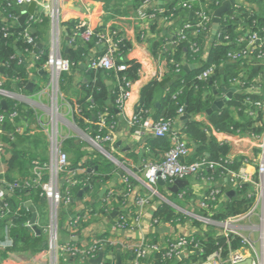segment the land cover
<instances>
[{
    "label": "crops",
    "instance_id": "crops-1",
    "mask_svg": "<svg viewBox=\"0 0 264 264\" xmlns=\"http://www.w3.org/2000/svg\"><path fill=\"white\" fill-rule=\"evenodd\" d=\"M145 1H147V6L144 10L147 16L141 18L139 10ZM223 1L236 3L237 0H219L216 3L221 5ZM31 3L35 4L34 15L27 12ZM105 4L101 0H33L21 5L23 10L16 20L18 22L25 13L29 14L28 17L30 16L25 21L39 14H44L45 17L50 18L49 30L44 34L46 39L38 42L43 45L42 48L37 46L39 49H44V47L50 49L51 47L54 10V12L59 13L60 21L61 19L65 21L69 19L87 20L94 30L102 27V32H106L110 28L116 29L131 44V50L126 54L125 60L134 58L139 64V70L137 78L132 84V95L124 105L125 107L123 109L118 108L116 102L118 93L116 98L109 102L110 107L114 110L112 117H115V120L110 131L111 139L101 142L102 148L105 150L104 153L92 141L97 137L93 136L92 125H87L85 128L80 127L75 121L74 113L70 110L71 107L77 109V107L74 108L73 102L84 97L81 88L83 84L90 81L86 75V64L71 68L67 72V78H63L62 83L59 81L58 85V80L57 82L56 79L51 81L50 72L44 68L45 65L42 68L36 66L37 52H30L29 56L24 57V63L28 65L29 70L26 84L20 87L16 82L11 85V88H3L5 94L0 92V95L4 97L2 100H6L7 103L4 109L8 108L7 99L14 103L12 106L14 112L4 114V119L0 123V144L3 145V149L0 150V180L4 179L2 176L5 174H10L18 180H24L33 175L35 163H55L57 149L54 140L58 138L61 149L69 155L68 171L61 174L62 188L63 190L70 189V191L78 186L80 188L76 200L72 198V201L64 202L63 205L61 202L58 206L60 208L57 207L56 210H54L52 202L44 197L41 192H35L34 196L28 193L25 206L30 211V218L26 225L30 227V233L34 236H38L42 230L46 236L43 243L45 249L36 254H32V251L23 254L12 249L13 244L11 247L0 248V264H54V262L52 263L53 256L46 253L50 249L54 234L58 237L59 245H71L79 249L88 248L100 239L109 243L101 250H97L96 253H90L86 256L88 258L82 255L64 254L60 250L58 264H106L108 262L111 264H134L136 248L142 246L145 255L142 260H149L151 259L148 257L149 249H154L153 246L162 247V245L172 241L176 242L177 249H179L178 253L183 259L189 257L190 253L186 249V242L184 244L182 241L189 236L203 235V230L199 226L192 225L188 220L183 223L162 221L161 223L156 222V224L154 222V212L161 202L173 206L191 218L194 215L202 216L198 204L203 190L199 191L200 194L197 195V199L194 198L186 202L182 198L183 192L178 196L174 195L177 190L172 188L174 183L170 186L159 183L157 186L158 195L149 198L145 203L140 201V199L150 196V190L146 186L144 174L140 168L149 160H162L165 153L157 151L155 148V152L152 154L148 152L149 140L154 137L152 124L156 121L155 109L151 108L149 114L145 118L143 117L140 123L131 125L132 117L139 113L136 111V107L140 101L143 88L156 79L162 69L158 58L152 52L151 43L153 42L151 41L169 39L177 27L182 25L181 21L184 17L179 13L176 16H166L165 0L137 2L135 0H119L117 3H112L111 6ZM46 5L50 7H46ZM182 7L181 5L179 9ZM88 8H90L89 11ZM212 30L210 44L214 43L216 37V35L212 36ZM31 32H36V29ZM142 33L148 34L149 37L144 39ZM64 40L67 42L66 36L61 38L63 43ZM105 48V43L99 41L97 46L92 49L87 62L89 69H91L92 59L99 54L102 55ZM2 71L3 66L0 64V79L5 81L6 78H3ZM103 79L106 80L107 85L112 90L116 89V76H108L104 73ZM60 86L62 90H60L61 94H58ZM231 88L241 90L235 85H223L220 94L216 95L215 101L225 98L227 91ZM195 118L207 120L206 113ZM185 120L182 117L178 120L180 129L184 126ZM230 144L231 150L228 155L230 159L243 156L252 159L255 157L256 146L251 139L233 137ZM88 152L90 154L93 152V157L97 153L106 157L115 170L113 173H106L109 178L106 181H99L98 185L88 186L84 181L88 174L96 172L84 164L89 159ZM116 161H119L120 164ZM97 168L99 167L97 166L96 170ZM248 170L255 175L256 180L259 179L256 165L250 164ZM76 179L81 182L73 184ZM187 180L192 185L200 184L198 177ZM7 182L9 183V181ZM250 186L255 191L256 196L258 188L252 184ZM215 187L223 192L222 201L218 203L217 209H219L236 195L238 186L225 177ZM5 188L7 189V187ZM181 201L184 203L180 204ZM28 202L31 203L37 213L36 225L39 232L34 230L30 224L32 211L30 206H27ZM122 211L126 213L128 218L126 228H119L116 225L119 218L118 214ZM8 216L9 214L4 218ZM76 217H79L78 224L73 228L69 227L71 220ZM256 219L258 220V218ZM199 221L207 224L204 220L200 219ZM220 231L222 232V230ZM261 231L262 229L259 227L253 231L255 241L259 239ZM7 235L12 238L10 225L0 227V240ZM100 252L103 253V258L95 263L93 260L99 257ZM30 254L32 255L29 256ZM81 256L85 259L82 260ZM236 256L240 257L238 264L250 259H252L251 264L257 261V255L253 253L250 247L240 246L238 249L229 252L227 256H222V264H233ZM76 257L78 259H74ZM193 262L194 260L190 259L186 264Z\"/></svg>",
    "mask_w": 264,
    "mask_h": 264
},
{
    "label": "trees",
    "instance_id": "trees-1",
    "mask_svg": "<svg viewBox=\"0 0 264 264\" xmlns=\"http://www.w3.org/2000/svg\"><path fill=\"white\" fill-rule=\"evenodd\" d=\"M101 1H104L106 6H111L112 3H117L119 0ZM216 1L219 0H165L166 16L172 14L176 16L179 13L184 17L181 21L182 24L185 22L195 23L198 18L194 11L206 8L213 10L211 23L207 24L206 28H201L199 33H189L185 38L171 36L167 40L151 41L153 42L151 43L152 52L158 58L162 69L160 75L143 88L136 111L139 112L142 120L153 108L156 111L155 120L164 118L171 121L172 124L178 125L179 109H185L190 117L185 120L181 131L186 134L191 149L186 161L191 163L203 159L213 160L222 163L223 167L239 171L242 166L246 165L248 158L243 156L230 160L228 157L231 150L230 144L212 134L211 127L206 125L204 121L196 120L195 117L206 113L207 122L216 131L227 134L253 140H260L263 135V109L256 105V102L264 101V46L253 51L255 53L252 55L240 56L237 60H231L229 56L231 53L245 49L249 34L257 32L260 35L264 33V0H247L252 3L250 7L238 6V4L231 7L222 17L221 26L214 43L210 44L214 12L220 6ZM185 2L191 4L192 8L184 7ZM179 3L183 6L182 10L179 9L181 6ZM22 10V6L17 4L16 0H0V64L3 66V77L6 78L2 82L4 89L11 88V85L16 82L20 87L26 84L29 70L28 65L24 63V57L29 56L30 52H37L38 57L35 62L39 68L43 67L49 56L48 51L50 49L48 47L39 49L37 44L46 39L44 34L49 30L50 18L45 17L44 14H39L20 23L16 20L21 15ZM192 13L194 15H191ZM80 24L78 19L66 21L61 19V35L66 36L68 34L70 39L67 41L68 45H66L65 40L64 43L61 41L60 49L63 56L72 63V68L86 64V75L90 78V81L83 84L81 88L84 97L73 102L74 108L77 107L78 109V112L74 114L75 121L82 128L92 125L93 136L103 137L109 134L113 127L115 117L112 115L114 110L110 107L109 102L113 101L117 94L116 89L112 90L107 85L103 76L105 73L114 77L115 72L103 68L91 67L89 69L87 67L91 51L97 46L99 34L103 28L96 29L95 34L89 40H85L80 36L85 31V27H81ZM31 28L36 29V32H31ZM240 37L245 38L242 43L238 42ZM114 38L118 42L116 64L119 65L122 62L128 64L129 67L124 73L132 80L136 79L139 64L134 58L125 60L126 54L131 50V44L119 32L115 34ZM67 46L68 50L66 51ZM99 56L101 55L99 54L94 58ZM189 64L194 65V67L187 70L185 67ZM209 69H211L210 76L202 77V73ZM61 76L63 81L67 78V72L62 73ZM223 85H235L242 92H236L223 107L208 112L213 106L216 95L220 94ZM254 87L258 91H251ZM216 92L218 94H215ZM3 98L0 95V115L14 112V108H12L14 103L7 98L8 108H3ZM101 117L105 119V126L101 123ZM149 142L151 148L149 147L148 152L151 154L155 152L154 148L165 153L170 147L168 137L154 136ZM257 152L258 149H255V153ZM88 154L89 159L84 164L96 172L88 174L84 181L88 186L98 185L99 181H106L109 178L106 173H113L115 170L106 157L98 153L93 157V152L91 154L88 152ZM95 166L99 168L96 170ZM223 167H203L198 175L200 184L188 183L177 189L174 195L178 196L183 192V200L189 202L191 199H197V195L200 194L199 191L203 190L201 200L206 205L198 204L200 212L202 216L215 221H225L229 217L247 213L256 200L255 191H253L250 183L237 185L236 195L217 209L218 203L222 201L223 192L217 190L215 185L228 175ZM2 177L9 183L19 181L10 174H5ZM164 184L170 186L173 182L167 180ZM7 188L8 191L4 198L0 199V206L8 205L10 213L8 217H0V227L10 225L13 238L12 249L16 252L23 254L31 251L32 254L41 252L45 249L43 243L46 236L42 230L38 236L30 233V227L26 225L30 218V211L25 206L27 194L30 193L31 196H34L35 192L39 193L40 190L34 187L29 189L20 187L13 190H9L8 186ZM79 188L80 186L71 190L70 196L75 200ZM64 202L65 200L62 201L61 205ZM181 202L179 203H184ZM154 218L158 219L159 223L162 221L183 223L188 220L192 225L199 226L203 230V235L196 234L185 239L186 249L190 253L189 257L182 259L178 253L179 249H177L176 242L172 241L162 245V247L149 249L148 257L151 259L142 260V264H186L190 259H193L194 262L198 259L205 260L216 251H221L222 256H227L229 252L242 245V238L238 235L231 233L227 236L224 231L221 232L202 221L192 219L164 202H161L156 208Z\"/></svg>",
    "mask_w": 264,
    "mask_h": 264
},
{
    "label": "built area",
    "instance_id": "built-area-1",
    "mask_svg": "<svg viewBox=\"0 0 264 264\" xmlns=\"http://www.w3.org/2000/svg\"><path fill=\"white\" fill-rule=\"evenodd\" d=\"M33 0H16L17 4L23 5L32 2ZM238 1V2H237ZM235 1L233 6H240L243 5L244 7H250L251 3L247 2V0H237ZM147 1H145L140 10H139V16L141 18H144L147 16L146 9ZM184 7H188V9L192 8V5L185 2L183 4ZM232 6V7H233ZM46 7H50L49 5H46ZM90 8H88V11ZM192 11V10H190ZM163 12V11H162ZM194 14L198 18L196 19L195 23L192 22H185L182 25L178 26L174 34L172 36L185 38L187 34H197L199 33L201 28H206L207 24L211 23V15L213 14V10L201 8V10L194 11ZM193 13L191 15H194ZM173 16V14H172ZM53 41L50 49V54L48 57L47 62L44 64L45 69H47L50 72V78L51 81L56 79L64 72H69L72 68V63L70 60L63 56L60 49V43H61V28H60V17L59 13L53 10ZM81 27H85V31H83L80 36L81 38L85 40H89L94 34L95 30L91 27L89 22L87 20L80 21ZM242 28V27H241ZM116 29L110 28L109 30H106V32H101L99 34V41H103L105 43V52L96 58H93L90 67L93 68H103L108 70H113L115 72L116 76V93H118V98L116 100L117 106L119 109H123L126 104V102L130 99L132 95V84L133 81L131 78L128 77L126 73H124L128 69V64L122 62L121 64H116V51L118 50V42L114 38L115 34H117ZM143 38H148V34L142 33ZM74 40V39H73ZM72 40V41H73ZM245 40V38L240 37L238 39L239 43H242ZM30 41L32 39L30 38ZM264 46V33L258 35L257 32H253L252 34L248 35V40L245 49L234 52L230 54L231 60H237L240 56L247 57L252 55L253 51L256 49H259V47ZM263 58H264V52H263ZM211 74V69L206 70L202 73V77L207 78ZM4 78V77H3ZM4 80L0 79V92L5 94L3 88H2V82ZM261 89V88H260ZM251 91H258L255 87L252 88ZM264 91V90H263ZM256 105L261 106L263 109L264 114V101L263 102H256ZM74 114L75 112H78V109H73L71 107L70 109ZM185 109L183 108L179 109L180 117H183L185 114ZM4 116L0 115V123L3 121ZM101 123L103 126H105V119L100 118ZM199 120V119H196ZM141 121V116L139 113L134 114L131 120V125H136ZM204 121L206 125H209L212 129L211 133L217 136L218 138L224 139V141L231 143V139L233 137H240L237 135H231L224 132L216 131L208 122L207 120H199ZM264 127V122H263ZM113 128V127H112ZM111 131V130H110ZM152 131L153 135L156 137H168L170 140V147L165 152V155L162 160L160 161H154L149 160L147 161L142 168H140V171L144 174V179L146 186L150 190V196L146 198L140 199L142 203H145L149 198H153L156 195L159 194L157 186L162 181L165 183L167 180L172 181L173 183L175 180L182 179L187 180L188 177H198L200 170L208 166L210 168H215L217 166L223 167L222 163L213 161V160H207L203 159L202 161L197 162H187L186 158L189 156L191 149L189 146L188 139L186 137V134H184L180 127L178 125L172 124L171 121L166 120L164 118H160L159 120H156L152 124ZM111 134H107L106 136L100 137L97 136L96 139H92L94 145L102 152L105 150L102 148L101 142L103 143L105 140L108 141L111 139ZM244 138V137H240ZM250 139V138H247ZM254 145L256 146V149H258V152L255 153V159L247 157L246 165L242 166L239 171L232 170L227 167H223V169L226 171L227 179L230 180L231 183L240 185L241 183H250L258 188V192L256 194V200L254 205L250 208V210L242 215H236L227 218L224 222L223 221H215L210 218L206 217H199L204 221H210L213 223L223 222L225 224H229L233 221L243 220L250 216L253 213H256L259 217V220L261 221V217L264 216V131L263 135L260 137V140H253ZM56 143V149H57V159L55 163H35L34 165V173L32 176L24 179L19 180L14 183H8L5 179H1L0 183L3 185L7 184L9 187V190H13L14 188H23L28 189L31 187L38 188L42 195L46 198H48L52 205L54 206V210L57 209L59 204L65 200L66 203L72 201V197L70 196V189L63 190L62 184H61V174L63 172L68 171L69 166V159L68 154L60 147V143L58 138L55 140ZM231 145V144H230ZM3 149V145L0 144V150ZM105 153V152H104ZM182 158L184 160H182ZM230 159V158H229ZM232 160V159H230ZM118 164H120L119 161H116ZM227 162V161H226ZM250 164L256 165L257 167V176L258 180L255 179V175H253L249 170L248 167ZM81 181H78L77 179L73 181V184H79ZM0 184V185H1ZM1 185V186H2ZM3 188L0 186V199H3L6 191L5 187ZM8 189V188H7ZM6 189V190H7ZM112 195V193H110ZM199 205H206L201 199H199ZM10 213V207L8 205L0 206V217L6 216ZM119 218L116 223V225L119 228H126L128 225V218L125 212H121L118 214ZM195 216V215H194ZM79 217L73 218L71 222L69 223V227L73 228L78 224ZM154 222H158V219H154ZM258 226H251V230H255ZM52 228V227H51ZM224 233L228 236L231 233L238 235L242 238V245L241 246H248L250 249L257 255V261L254 264H264V229L262 228L261 234L259 236V239L255 241L253 238L249 236V238H246V236L240 235L237 233V231L233 230V227H228ZM58 237L54 234L51 239L50 243V249L47 250V254L53 256L52 257V263L58 264V254L59 251H63L64 254H71L73 256L82 255L85 258H88L86 256L90 255V253H96L97 250H101L103 247L109 245V243L106 240L100 239L96 240L94 244L88 248L79 249L75 246L71 245H59L58 244ZM185 240L182 241V243L185 244ZM13 244V240L11 236L7 235L4 239L0 240V248H7L11 247ZM143 247L140 246L136 248L135 250V260L134 264H142V259L144 258V251L142 249ZM154 249L157 248V246H153ZM81 256V259L83 258ZM29 258V257H28ZM83 258L82 260H84ZM240 261V257L236 256L233 260V264H238ZM150 263V262H149ZM151 264V263H150ZM192 264H222V254L221 251H216L212 254H210L207 259L200 260L193 262Z\"/></svg>",
    "mask_w": 264,
    "mask_h": 264
},
{
    "label": "water",
    "instance_id": "water-1",
    "mask_svg": "<svg viewBox=\"0 0 264 264\" xmlns=\"http://www.w3.org/2000/svg\"><path fill=\"white\" fill-rule=\"evenodd\" d=\"M234 5V2L233 1H223V4L220 5V7H218L215 12H214V18H213V22H212V36L214 37V35H216L218 29L220 28L221 26V20H222V17L229 11V9ZM34 11H35V4L34 3H31L28 7V10L27 12H29V14L31 15H34ZM29 14H24L22 17H20L19 21L20 23H23L28 17ZM30 31H34L33 28L30 29ZM70 39L69 35L67 34L66 35V40L68 41ZM66 45H68V42L66 43ZM38 47L42 48L43 45L41 43H38L37 44ZM68 50V46L66 47V51ZM194 67V65L190 64V65H187L185 68L187 70L189 69H192ZM29 87V86H28ZM237 92V93H241L242 91L241 90H237V89H234V88H231L227 91L226 93V97L223 98V99H220V100H216L213 104V106L211 107L210 110H208V112L214 110V109H217V108H221L223 107L226 103H228V101L232 98L233 94ZM2 105H3V108H6L7 106V103H6V100H2ZM190 115L185 112V114L183 115V119H187L189 118ZM182 160H184L182 158ZM120 173H123V171H120ZM160 183H163L162 181H160ZM189 182L188 180H182V179H178V180H175L174 182V185L172 186V188L175 190V189H178L180 187H183L185 185H187ZM3 188V186H1ZM6 191V189H5ZM233 193V191H232ZM27 206H30V209L32 211V217L30 219V224L33 226V229L36 230L37 232H39V229L36 225V220H37V213L34 209L33 206H31V203L28 202L27 203ZM103 258V253L100 252V255L98 258H96L95 260H93L95 263L98 262L100 259ZM252 263V259L248 260V261H245V262H241L239 264H251Z\"/></svg>",
    "mask_w": 264,
    "mask_h": 264
},
{
    "label": "rangeland",
    "instance_id": "rangeland-1",
    "mask_svg": "<svg viewBox=\"0 0 264 264\" xmlns=\"http://www.w3.org/2000/svg\"><path fill=\"white\" fill-rule=\"evenodd\" d=\"M60 37H64V36L60 35ZM50 49H51V47H50ZM48 52H49L48 53V55H49L50 51H48ZM108 71H111V70H108ZM57 80H58V85H59V81L62 82V76L60 75L57 78ZM64 89H65V86H64ZM60 90H62L61 86H60V88H58V92H57L58 94L59 93L61 94ZM68 157H69V155H68ZM191 178L192 177H188V179H191ZM58 208H60V207H58ZM199 217H203V216L198 215V216H194L192 218L200 220L201 218H199ZM256 218H258V220ZM206 222L208 225L214 227L215 229L222 230V231H225L228 227H233V230L237 231V233H239L240 235L246 236V238H249V236H250L253 239H254V235H253L254 230L250 229L251 226L254 225V226H258L260 229H262V228L264 229V216L261 217V221H260L259 217L256 213L251 214L250 216H248L247 218H245L243 220L233 221V222H230L229 224L223 223L224 221L218 222V223H213L210 221H206Z\"/></svg>",
    "mask_w": 264,
    "mask_h": 264
}]
</instances>
